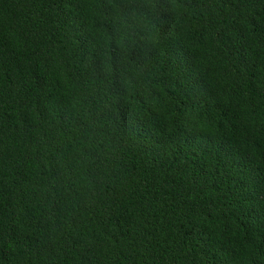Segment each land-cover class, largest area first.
<instances>
[{
    "label": "trees",
    "instance_id": "obj_1",
    "mask_svg": "<svg viewBox=\"0 0 264 264\" xmlns=\"http://www.w3.org/2000/svg\"><path fill=\"white\" fill-rule=\"evenodd\" d=\"M102 10L0 0V264H264V0Z\"/></svg>",
    "mask_w": 264,
    "mask_h": 264
},
{
    "label": "clouds",
    "instance_id": "obj_2",
    "mask_svg": "<svg viewBox=\"0 0 264 264\" xmlns=\"http://www.w3.org/2000/svg\"><path fill=\"white\" fill-rule=\"evenodd\" d=\"M162 3L163 0H110L111 10L100 12L110 29L109 40L127 53L158 43L164 15ZM106 70L109 75L117 71L113 64L106 65Z\"/></svg>",
    "mask_w": 264,
    "mask_h": 264
}]
</instances>
